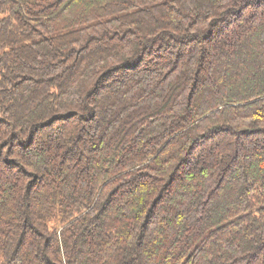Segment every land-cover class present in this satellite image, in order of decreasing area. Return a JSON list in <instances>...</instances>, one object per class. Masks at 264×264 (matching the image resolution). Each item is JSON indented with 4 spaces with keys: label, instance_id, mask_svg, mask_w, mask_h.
<instances>
[{
    "label": "trees",
    "instance_id": "16d2710c",
    "mask_svg": "<svg viewBox=\"0 0 264 264\" xmlns=\"http://www.w3.org/2000/svg\"><path fill=\"white\" fill-rule=\"evenodd\" d=\"M0 264H264V0H0Z\"/></svg>",
    "mask_w": 264,
    "mask_h": 264
}]
</instances>
